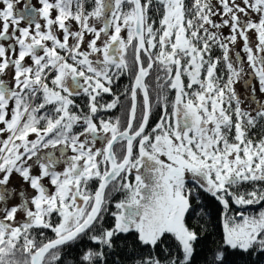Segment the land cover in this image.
Here are the masks:
<instances>
[{
  "label": "snow or ice",
  "instance_id": "obj_1",
  "mask_svg": "<svg viewBox=\"0 0 264 264\" xmlns=\"http://www.w3.org/2000/svg\"><path fill=\"white\" fill-rule=\"evenodd\" d=\"M9 74L0 264H191L203 194L223 228L205 264L264 254V0H0Z\"/></svg>",
  "mask_w": 264,
  "mask_h": 264
},
{
  "label": "trees",
  "instance_id": "obj_2",
  "mask_svg": "<svg viewBox=\"0 0 264 264\" xmlns=\"http://www.w3.org/2000/svg\"><path fill=\"white\" fill-rule=\"evenodd\" d=\"M213 4V2L210 0ZM212 31H216L213 29ZM214 55H219V50L214 51ZM130 83L128 76H123L118 82L113 85V90L119 94ZM106 99H109L106 97ZM124 98L122 97V100ZM78 102L82 103L81 98H77ZM122 109L118 108L115 111V115H120ZM157 113H154L150 120V125L154 124ZM119 198V197H117ZM264 205L249 206L248 211H259ZM195 212L190 211L186 217L187 225L190 229L197 232L198 239L194 244V252L191 264H205L209 258L210 253L223 243V228L221 222L222 206L218 204L212 197L207 194H203L200 197V203L195 204ZM49 236L52 234L49 232ZM72 256L76 255L75 251H72ZM227 260L229 264H264V254L259 252L233 255L231 250H228Z\"/></svg>",
  "mask_w": 264,
  "mask_h": 264
},
{
  "label": "rangeland",
  "instance_id": "obj_3",
  "mask_svg": "<svg viewBox=\"0 0 264 264\" xmlns=\"http://www.w3.org/2000/svg\"><path fill=\"white\" fill-rule=\"evenodd\" d=\"M211 1L213 2V5H217L218 4V0H211ZM240 2H241V0H237V3H240ZM32 3L35 4V0H32ZM241 6H243V5H241ZM17 8H18V10H20L22 8V5H18ZM213 20L215 22L219 23L220 22V17L219 16H215V17H213ZM21 26H23V25H21ZM99 26L100 25H97V27H99ZM220 31H222L225 36H227L229 34V29L228 28H223ZM252 41H253V43H255V37L254 36H252ZM241 47H242V41L238 42L237 45L234 47L233 55L235 54V52H239ZM241 55H244V54L241 52ZM245 69L247 70V65L246 64H245ZM10 78H11L10 74L6 75L4 77H0V79H4L5 81L10 80ZM247 83L249 85H253L254 84V82L252 80H250V79L247 81ZM254 86L257 87V99H264V97H261V94L258 91V85H254ZM237 91L241 94L242 97H245V96L248 95L249 89H247L245 86H243V84H238L237 85ZM245 107H247V105H245ZM253 107H254V105H253ZM19 184H20L19 178L18 177H13L9 187H15V186H17ZM17 218L18 219H22V216H18Z\"/></svg>",
  "mask_w": 264,
  "mask_h": 264
},
{
  "label": "bare ground",
  "instance_id": "obj_4",
  "mask_svg": "<svg viewBox=\"0 0 264 264\" xmlns=\"http://www.w3.org/2000/svg\"><path fill=\"white\" fill-rule=\"evenodd\" d=\"M249 212H255V211H253V210H250Z\"/></svg>",
  "mask_w": 264,
  "mask_h": 264
}]
</instances>
